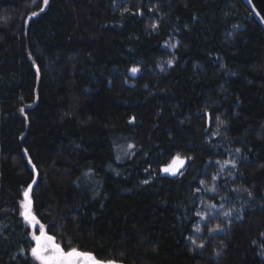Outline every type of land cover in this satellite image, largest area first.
Here are the masks:
<instances>
[{
    "label": "trees",
    "instance_id": "obj_1",
    "mask_svg": "<svg viewBox=\"0 0 264 264\" xmlns=\"http://www.w3.org/2000/svg\"><path fill=\"white\" fill-rule=\"evenodd\" d=\"M29 184L65 251L264 264V31L243 1L0 0V264H39Z\"/></svg>",
    "mask_w": 264,
    "mask_h": 264
},
{
    "label": "snow or ice",
    "instance_id": "obj_2",
    "mask_svg": "<svg viewBox=\"0 0 264 264\" xmlns=\"http://www.w3.org/2000/svg\"><path fill=\"white\" fill-rule=\"evenodd\" d=\"M249 2H251V0H249ZM44 3L47 4L48 0H44ZM41 10L43 11V9ZM36 15L37 13H32V16ZM153 27H155V25H153ZM130 71L135 74L138 69L133 67ZM20 111L23 112L24 109H21ZM129 147L131 148L132 145H129ZM29 163H31V161H29ZM185 163V159L181 158L179 154H177L172 158L170 163L161 168V171L171 175H176ZM213 179H215V177H213ZM33 183H35V180ZM201 183H203V181ZM31 190L32 184H29L27 189L23 192V200L20 203V215L28 225L35 228V226L39 224V221L32 211V199L30 196ZM224 215L228 216L230 213H224ZM201 219H203V217H201ZM216 230H219V226H217ZM32 239L35 241V246L31 249V254L40 262V264H116L115 261L98 260L94 254L81 251L77 248H70L65 251V249L56 242V238L54 236L47 234L44 225H40L39 235H36L35 232L33 233ZM193 243H195V241H193ZM200 247H203V245H200Z\"/></svg>",
    "mask_w": 264,
    "mask_h": 264
},
{
    "label": "water",
    "instance_id": "obj_3",
    "mask_svg": "<svg viewBox=\"0 0 264 264\" xmlns=\"http://www.w3.org/2000/svg\"><path fill=\"white\" fill-rule=\"evenodd\" d=\"M242 1L251 12L255 21L260 25V27L264 31V0H251V2H249V0H242ZM116 264H124V263L116 262Z\"/></svg>",
    "mask_w": 264,
    "mask_h": 264
},
{
    "label": "rangeland",
    "instance_id": "obj_4",
    "mask_svg": "<svg viewBox=\"0 0 264 264\" xmlns=\"http://www.w3.org/2000/svg\"><path fill=\"white\" fill-rule=\"evenodd\" d=\"M171 161V160H170ZM170 161L168 162V163H170ZM167 163V164H168ZM166 164V165H167ZM165 165V166H166ZM164 167V166H163ZM162 167V168H163ZM182 168H180L179 169V171L181 170ZM161 172V174L162 175H164V176H170V177H173V176H176V175H178V174H176V175H171V174H169V173H165V172H162V171H160ZM179 173V172H178ZM23 200V199H22ZM216 207V206H215ZM216 208H218V207H216ZM215 208V209H216ZM214 206H213V204H210V205H208V204H206V203H202L201 204V206L199 207V224H203V223H205V220H206V216L208 215V214H212L213 212H214ZM201 217H203V219H201ZM29 227H30V237H31V240L35 243V241L32 239V235H33V233L35 232V234L36 235H39V227H40V224H38V225H36L35 226V228H33L32 226H30L29 225ZM38 261V260H37ZM38 263L40 264V262L38 261Z\"/></svg>",
    "mask_w": 264,
    "mask_h": 264
}]
</instances>
